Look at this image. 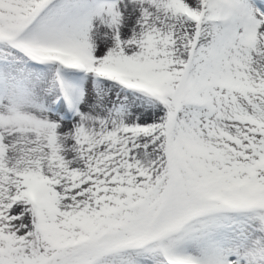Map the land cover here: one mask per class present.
I'll use <instances>...</instances> for the list:
<instances>
[{"label":"snow or ice","instance_id":"6c2138e0","mask_svg":"<svg viewBox=\"0 0 264 264\" xmlns=\"http://www.w3.org/2000/svg\"><path fill=\"white\" fill-rule=\"evenodd\" d=\"M0 264H264V0H0Z\"/></svg>","mask_w":264,"mask_h":264}]
</instances>
